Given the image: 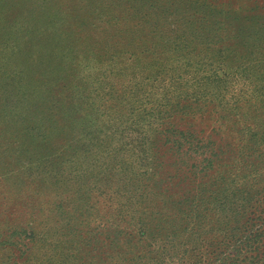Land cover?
Segmentation results:
<instances>
[{"label": "trees", "instance_id": "16d2710c", "mask_svg": "<svg viewBox=\"0 0 264 264\" xmlns=\"http://www.w3.org/2000/svg\"><path fill=\"white\" fill-rule=\"evenodd\" d=\"M112 1L123 28L105 52L128 54L129 81L88 104L116 146L99 164L97 203L70 228L97 231L73 255L62 239L49 248L57 232L32 222L0 246L24 258L37 244L31 264H264V0L247 24L228 13L244 0Z\"/></svg>", "mask_w": 264, "mask_h": 264}, {"label": "rangeland", "instance_id": "374dc122", "mask_svg": "<svg viewBox=\"0 0 264 264\" xmlns=\"http://www.w3.org/2000/svg\"><path fill=\"white\" fill-rule=\"evenodd\" d=\"M244 1L238 12L228 13L247 24L254 0ZM115 2L0 0V240L32 222L57 232L47 238L49 248L62 239L65 252L73 255L86 243L87 229L97 231L81 224L77 230L70 228L88 201L97 203V171L109 164L110 137L103 127L105 131L97 130V110L88 104L97 100V89L104 93L129 81L124 74L130 71L124 59L128 54L119 58V52H105L123 28L113 21ZM113 58L118 61L109 63ZM64 65L69 68L59 81L58 70ZM55 78L65 88H56ZM34 85L37 91L27 99ZM76 102L82 103L78 110L69 109ZM3 116L8 117L5 122ZM54 166L61 173L53 177ZM43 253L35 244L21 258L8 243L0 246V264H31ZM75 258L71 261L77 263Z\"/></svg>", "mask_w": 264, "mask_h": 264}]
</instances>
